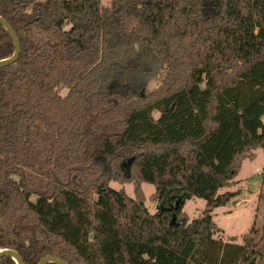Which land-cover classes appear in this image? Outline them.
<instances>
[{
  "label": "trees",
  "instance_id": "1",
  "mask_svg": "<svg viewBox=\"0 0 264 264\" xmlns=\"http://www.w3.org/2000/svg\"><path fill=\"white\" fill-rule=\"evenodd\" d=\"M0 18L20 44L0 68V250L23 264H264V219L237 244L210 215L264 148V0H0ZM13 53L0 24V61Z\"/></svg>",
  "mask_w": 264,
  "mask_h": 264
},
{
  "label": "rangeland",
  "instance_id": "2",
  "mask_svg": "<svg viewBox=\"0 0 264 264\" xmlns=\"http://www.w3.org/2000/svg\"><path fill=\"white\" fill-rule=\"evenodd\" d=\"M110 0H101L104 7L109 6ZM163 75L159 74L149 81L144 88L146 93L152 92L160 85ZM114 77H111V83L116 82ZM126 82V83H125ZM122 82L127 84L133 91L139 90V83L133 80ZM108 82V86L111 84ZM66 90H60V95L64 96ZM156 117V115H155ZM264 123V118H263ZM255 157L252 161L245 160L234 179V186L230 189H222L219 194L226 191H238L239 196L230 201L225 207L215 208L211 210L210 215L215 225L221 230L218 235L223 242L230 241L231 238H236V243H241V237L247 232L253 221H256V226L260 227L263 223L264 216V184L259 191L262 178L259 173L264 168V148L254 151ZM124 164L121 165V167ZM120 167V169H121ZM109 186L114 190L123 189L127 196L133 198L132 184H121L110 182ZM141 189L148 199L154 193V187L149 184H142ZM261 193V199L259 195ZM145 208L149 213L156 211V203L154 201H145ZM205 208V202L202 199H192L186 201L183 206V213L192 220L198 218Z\"/></svg>",
  "mask_w": 264,
  "mask_h": 264
},
{
  "label": "water",
  "instance_id": "3",
  "mask_svg": "<svg viewBox=\"0 0 264 264\" xmlns=\"http://www.w3.org/2000/svg\"><path fill=\"white\" fill-rule=\"evenodd\" d=\"M0 24L8 32V34L10 35V37H11V39L13 41V44H14V53H13V55L10 58H8V59L0 61V68H3V67H6L9 64H11V63L16 61V59L18 58L19 53H20V44H19V41H18V39L16 37L15 32L12 30L10 25L5 20H3L2 18H0ZM129 170H130V161L127 162L126 164H124L121 167V171H122V173H123V175L125 177H129V175H130V171ZM0 256L10 257L16 262V264H23V262H22L21 258L19 257V255L16 252H14V251L0 250ZM48 263L67 264L65 262H62V261L54 258V257H49V256L43 257L39 264H48Z\"/></svg>",
  "mask_w": 264,
  "mask_h": 264
},
{
  "label": "crops",
  "instance_id": "4",
  "mask_svg": "<svg viewBox=\"0 0 264 264\" xmlns=\"http://www.w3.org/2000/svg\"><path fill=\"white\" fill-rule=\"evenodd\" d=\"M255 155V154H254ZM259 175L261 176V172L259 173ZM262 178V177H261ZM263 180L261 181V185H260V187H259V191H260V189H261V187H262V190H263ZM263 219H264V216H263Z\"/></svg>",
  "mask_w": 264,
  "mask_h": 264
}]
</instances>
